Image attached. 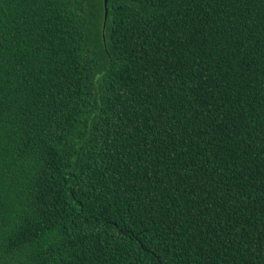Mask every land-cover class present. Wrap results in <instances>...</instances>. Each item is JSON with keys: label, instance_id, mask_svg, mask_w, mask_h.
Here are the masks:
<instances>
[{"label": "trees", "instance_id": "1", "mask_svg": "<svg viewBox=\"0 0 264 264\" xmlns=\"http://www.w3.org/2000/svg\"><path fill=\"white\" fill-rule=\"evenodd\" d=\"M0 264H264V0H0Z\"/></svg>", "mask_w": 264, "mask_h": 264}, {"label": "water", "instance_id": "2", "mask_svg": "<svg viewBox=\"0 0 264 264\" xmlns=\"http://www.w3.org/2000/svg\"><path fill=\"white\" fill-rule=\"evenodd\" d=\"M107 3H108V0H104V4H105V7H106V15H107Z\"/></svg>", "mask_w": 264, "mask_h": 264}]
</instances>
